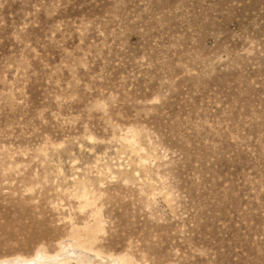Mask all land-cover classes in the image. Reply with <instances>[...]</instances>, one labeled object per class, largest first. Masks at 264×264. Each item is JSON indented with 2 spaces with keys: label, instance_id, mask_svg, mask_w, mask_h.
I'll return each mask as SVG.
<instances>
[{
  "label": "rangeland",
  "instance_id": "1",
  "mask_svg": "<svg viewBox=\"0 0 264 264\" xmlns=\"http://www.w3.org/2000/svg\"><path fill=\"white\" fill-rule=\"evenodd\" d=\"M96 262L264 264V0H0V264Z\"/></svg>",
  "mask_w": 264,
  "mask_h": 264
},
{
  "label": "bare ground",
  "instance_id": "2",
  "mask_svg": "<svg viewBox=\"0 0 264 264\" xmlns=\"http://www.w3.org/2000/svg\"><path fill=\"white\" fill-rule=\"evenodd\" d=\"M71 253H74V252H73V251H70V250H69V252H67V254H70V255H71ZM75 254H76V253H75ZM75 254H72L73 257L76 256ZM77 255H78L79 258H82V259L84 260V263H90V261L92 262V260L95 259L94 256H88L87 254H86V255H84V254H83V255H81V254H77ZM86 257H87V258H86ZM88 257H89V258H88ZM76 258H77V256H76ZM95 260H96V259H95ZM22 262H23V261H22ZM24 262H25V261H24ZM27 262H28V261H27ZM34 262H35V261H34ZM12 263H13V262H12ZM28 263H29V262H28ZM93 263H94V261H93ZM93 263H92V264H93ZM101 263H102V262H101ZM44 264H45V263H44ZM56 264H57V263H56ZM96 264H97V262H96ZM104 264H106V263L104 262Z\"/></svg>",
  "mask_w": 264,
  "mask_h": 264
}]
</instances>
